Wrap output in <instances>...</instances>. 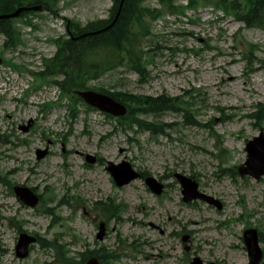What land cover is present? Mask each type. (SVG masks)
<instances>
[{
	"label": "rangeland",
	"instance_id": "374dc122",
	"mask_svg": "<svg viewBox=\"0 0 264 264\" xmlns=\"http://www.w3.org/2000/svg\"><path fill=\"white\" fill-rule=\"evenodd\" d=\"M145 3L158 7L157 0ZM177 3L185 5L186 0ZM112 4V0H58L57 13L43 11L31 18V25L24 18L14 22L21 32L20 46L4 48L0 35V57L21 66L0 65V135H6V141H0V264H55L53 250L39 242L26 258H17L19 228L65 245L76 261L86 248L105 247L118 256L110 264H188L193 255L205 264H247L242 239L247 221L260 231L264 250V176L254 180L228 175L220 168L243 163L245 142L259 132L248 115L255 104L264 102V32L240 30L242 23L207 7L186 11L184 17L169 13L155 21L154 37L146 40L153 59L145 83L123 67L91 83L109 92L149 96L164 92L175 96L194 89L203 93L205 104L195 101L201 105L197 125L184 124L179 114L167 111L161 119L171 126L166 134L152 137L146 131L135 132L136 126L124 129L82 103L71 118L70 95L61 98L52 84L33 89L34 78L27 72L40 70L42 58L54 54L52 39L64 35V18L81 24L106 18ZM247 42L259 48L253 73L242 61ZM214 65H222L224 72ZM229 74L236 75V81H228ZM50 102L56 104L43 112L41 104ZM29 122L24 132L21 127ZM220 142L226 150L222 157H218ZM38 149L47 150L41 159ZM86 155L100 160L87 163ZM122 160L160 179L163 194L155 196L142 179L117 187L106 166ZM174 172L193 176L201 192L221 201V209L199 200L184 203ZM14 185L28 187L42 198L51 193L53 200L26 206L16 198ZM73 197L80 198L78 205ZM109 197L125 207L105 221L94 203ZM43 208L49 211L40 212ZM102 221L105 233L97 240ZM183 234L190 235L188 252L181 243Z\"/></svg>",
	"mask_w": 264,
	"mask_h": 264
},
{
	"label": "trees",
	"instance_id": "16d2710c",
	"mask_svg": "<svg viewBox=\"0 0 264 264\" xmlns=\"http://www.w3.org/2000/svg\"><path fill=\"white\" fill-rule=\"evenodd\" d=\"M120 1L113 0L109 16L105 19L89 21L85 25L72 20L65 21L66 36L54 40L57 44L56 52L52 57L43 59L42 70L32 72L36 84L54 80L64 92L93 89L108 93L128 108L126 117L118 119L121 126L131 129L137 125L139 130L149 131L152 135L163 134L170 126L161 120L162 113L167 111L179 114L186 124L196 125L193 117L199 105L195 100L202 104L205 102L199 90L184 91L177 96L162 93L152 97L126 90L109 92L102 86L91 85L101 75L119 67L136 73L142 82L148 79V64L152 54L146 40L152 36V22L162 11L146 5L144 0H123L120 13L113 22ZM40 3L52 8L55 0H0V13L13 11L21 5ZM159 3L163 10L171 13L184 14L187 9L177 5L176 0H159ZM187 3L193 9L200 5L213 7L244 22L246 27L264 30V0H188ZM27 14L22 13L21 16ZM0 33L4 36L5 48L14 49L22 43L20 29L14 25L13 20H0ZM257 51L252 44H247L242 52L243 60L250 70L257 62ZM149 116L152 117L150 121L147 120ZM250 117L259 124L264 122V103L256 104ZM102 206L106 213H112L115 209L112 201ZM46 244L54 249L61 264H74V259L68 256L64 245L58 246L54 242ZM90 255H96L100 260L107 259L99 250H87L80 256L85 259Z\"/></svg>",
	"mask_w": 264,
	"mask_h": 264
},
{
	"label": "water",
	"instance_id": "95a60500",
	"mask_svg": "<svg viewBox=\"0 0 264 264\" xmlns=\"http://www.w3.org/2000/svg\"><path fill=\"white\" fill-rule=\"evenodd\" d=\"M42 6H32V10H41ZM27 7H20L14 12L9 14L0 15V19H7L18 16L22 11L27 10ZM1 62V59H0ZM77 94L89 105L96 107L104 112H108L113 115H124L126 113V108L123 104L115 101L108 95L94 92V91H78ZM247 159L243 165L238 168V172L241 175L249 174L254 178L258 179L260 175L264 174V136L260 132L258 137L253 138V140L248 141L246 144ZM45 154V151H37V157L41 158ZM87 161L92 162L93 158L91 156H86ZM113 175L116 184L123 185L128 183L131 179L139 176L138 173L134 172L128 163L122 162L119 165L110 164L107 168ZM180 181L184 195V201H190L192 199L200 198L206 200L209 203L215 204L220 208L219 202L215 201L211 197L205 196L197 191V185L191 179L176 175ZM146 183L149 187L157 194L162 190V185L157 183L154 179H146ZM16 195L27 205L34 206L38 198L27 188H15ZM103 227L100 226V232L98 233V238H102ZM244 238L246 245L248 247V252L250 256L249 264H258L261 259V251L257 245V235L256 231L253 229L244 232ZM185 239V238H184ZM35 241L34 237H31L25 233L19 235L18 241L15 246V254L23 258L28 254V246L30 243ZM87 264H100L98 260L94 257L87 261ZM192 264H201L197 258L194 259Z\"/></svg>",
	"mask_w": 264,
	"mask_h": 264
},
{
	"label": "bare ground",
	"instance_id": "6f19581e",
	"mask_svg": "<svg viewBox=\"0 0 264 264\" xmlns=\"http://www.w3.org/2000/svg\"><path fill=\"white\" fill-rule=\"evenodd\" d=\"M214 68L220 69L222 72H224V70H225L222 65H214ZM228 76H229L228 78H230V79H228V81H236V75L229 74ZM214 86H218V83H215ZM190 221H191V223L199 224V221H197V220L190 219Z\"/></svg>",
	"mask_w": 264,
	"mask_h": 264
}]
</instances>
